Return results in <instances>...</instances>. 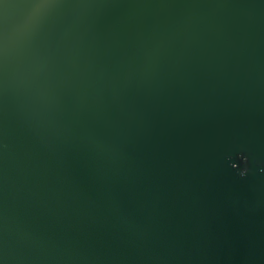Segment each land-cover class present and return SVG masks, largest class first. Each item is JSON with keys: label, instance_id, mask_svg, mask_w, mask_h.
Masks as SVG:
<instances>
[{"label": "water", "instance_id": "95a60500", "mask_svg": "<svg viewBox=\"0 0 264 264\" xmlns=\"http://www.w3.org/2000/svg\"><path fill=\"white\" fill-rule=\"evenodd\" d=\"M0 264H264V0H0Z\"/></svg>", "mask_w": 264, "mask_h": 264}, {"label": "clouds", "instance_id": "9594fccd", "mask_svg": "<svg viewBox=\"0 0 264 264\" xmlns=\"http://www.w3.org/2000/svg\"><path fill=\"white\" fill-rule=\"evenodd\" d=\"M246 173H247V170L245 169L244 171L240 172V175L243 177L246 175Z\"/></svg>", "mask_w": 264, "mask_h": 264}]
</instances>
